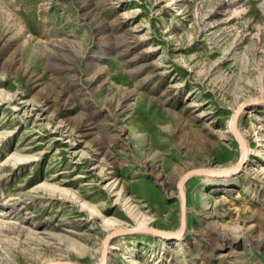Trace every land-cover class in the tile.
Segmentation results:
<instances>
[{
	"label": "rangeland",
	"instance_id": "obj_1",
	"mask_svg": "<svg viewBox=\"0 0 264 264\" xmlns=\"http://www.w3.org/2000/svg\"><path fill=\"white\" fill-rule=\"evenodd\" d=\"M262 98L264 0H0V264H99L138 223L123 196L175 232L178 180L234 166ZM238 127L248 161L186 182L184 238L119 236L106 264H264V105Z\"/></svg>",
	"mask_w": 264,
	"mask_h": 264
},
{
	"label": "water",
	"instance_id": "obj_2",
	"mask_svg": "<svg viewBox=\"0 0 264 264\" xmlns=\"http://www.w3.org/2000/svg\"><path fill=\"white\" fill-rule=\"evenodd\" d=\"M261 105H264V98L243 104L236 110V112L232 116V119H231L232 131L231 132L241 149V158L234 166L230 168H226L224 170H213L210 168H195V169L189 170L186 173H184L183 176L178 180L177 189H178L179 196H180L181 208H180V225L178 229L176 230V232L160 230V229H156L152 227L150 228H129V229L122 228V229L113 230L104 238L102 242V262L101 264L106 263V259L108 255V245L110 244L111 240L119 236H126V235H131V234H138V233H150V234L158 235L159 237L165 238L167 240H175V241L182 240L187 230V196H186V192L184 189V185L191 177H194V176L223 177V176L235 175L242 170V168L248 161L249 155H248V147L238 129V122L240 119V115L252 106H261ZM50 264H71V263L60 261V262H53Z\"/></svg>",
	"mask_w": 264,
	"mask_h": 264
},
{
	"label": "bare ground",
	"instance_id": "obj_3",
	"mask_svg": "<svg viewBox=\"0 0 264 264\" xmlns=\"http://www.w3.org/2000/svg\"><path fill=\"white\" fill-rule=\"evenodd\" d=\"M101 58H104V56H102ZM246 113H248V110L243 112L240 115V117L243 116ZM238 129H239V127H238ZM229 130L232 131V127H231V123L230 122H229ZM250 154H251V150H250V148H248V155L250 156ZM231 177H232V175L223 176V177L210 176V177H208V179H207V181L205 183V186H206L205 190H207L208 188L212 189L213 187H225V186H227V183H229V180H230ZM184 188H185V185H184ZM203 192H204V190H203ZM116 194L118 196H121L122 190L121 189L117 190ZM121 202L124 205V207L126 208V211L129 214L133 215L134 218H137L138 223H137V225L134 228H150V226L146 224L145 216L141 215L139 212H136V210L134 209V205H132V202H131L129 197L123 196L121 198ZM116 229H118V228L114 227V228H112L110 230V232L113 231V230H116ZM153 235H155V234H153ZM155 236H158V235H155ZM164 240H166V239H164ZM101 262H102V255H101V259H100L99 264H101Z\"/></svg>",
	"mask_w": 264,
	"mask_h": 264
}]
</instances>
